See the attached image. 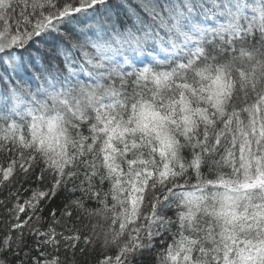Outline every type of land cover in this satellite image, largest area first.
Here are the masks:
<instances>
[{
    "label": "snow or ice",
    "instance_id": "obj_1",
    "mask_svg": "<svg viewBox=\"0 0 264 264\" xmlns=\"http://www.w3.org/2000/svg\"><path fill=\"white\" fill-rule=\"evenodd\" d=\"M0 264H264V0H0Z\"/></svg>",
    "mask_w": 264,
    "mask_h": 264
}]
</instances>
